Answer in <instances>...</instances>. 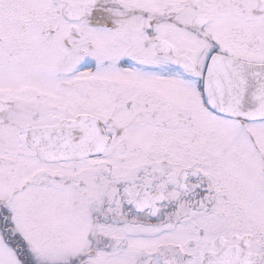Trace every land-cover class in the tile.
I'll list each match as a JSON object with an SVG mask.
<instances>
[{
	"label": "snow or ice",
	"instance_id": "6c2138e0",
	"mask_svg": "<svg viewBox=\"0 0 264 264\" xmlns=\"http://www.w3.org/2000/svg\"><path fill=\"white\" fill-rule=\"evenodd\" d=\"M0 264H264V0H0Z\"/></svg>",
	"mask_w": 264,
	"mask_h": 264
}]
</instances>
